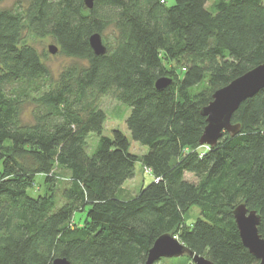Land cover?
I'll return each mask as SVG.
<instances>
[{
    "label": "trees",
    "instance_id": "obj_1",
    "mask_svg": "<svg viewBox=\"0 0 264 264\" xmlns=\"http://www.w3.org/2000/svg\"><path fill=\"white\" fill-rule=\"evenodd\" d=\"M208 2L0 8V264H145L164 234L213 264H259L232 213L239 204L254 210L264 240V89L233 114L239 134L224 132L206 149L199 140L213 93L264 62V0ZM95 33L103 56L89 47ZM39 37L77 61L55 78L27 43ZM164 77L171 84L156 90ZM109 95L129 110L125 125L145 155H132L119 130L103 135ZM136 163L154 182L125 196ZM56 169L69 173L62 203L55 192L32 196L37 176L58 182ZM192 207L199 217L187 225Z\"/></svg>",
    "mask_w": 264,
    "mask_h": 264
},
{
    "label": "water",
    "instance_id": "obj_2",
    "mask_svg": "<svg viewBox=\"0 0 264 264\" xmlns=\"http://www.w3.org/2000/svg\"><path fill=\"white\" fill-rule=\"evenodd\" d=\"M97 0H83L88 9L93 8V2ZM89 47L95 56H103L107 49L102 37L95 33L89 38ZM51 55L58 53L55 45L48 46ZM171 84L169 78H160L155 82V89L162 90ZM264 89V62L242 75L227 86L213 93L209 104L201 109V115L206 119V127L200 137L199 144L206 147H214L227 132L231 137L239 134L240 125L232 124V116L238 107L247 99ZM235 220L239 238L248 253H251L259 264H264V240L258 234L260 224L259 215L254 210H249L244 204L236 206L232 213ZM187 255L193 264H213L209 259L192 253L185 245L181 244L173 234L161 235L154 241L147 255L145 264H153L161 258L172 259ZM52 264H70L64 258L54 259Z\"/></svg>",
    "mask_w": 264,
    "mask_h": 264
},
{
    "label": "rangeland",
    "instance_id": "obj_3",
    "mask_svg": "<svg viewBox=\"0 0 264 264\" xmlns=\"http://www.w3.org/2000/svg\"><path fill=\"white\" fill-rule=\"evenodd\" d=\"M166 2V7H172V5L175 4V0H164ZM213 2V0H209L207 3V6ZM27 5V0H0V8H8V9H14L16 6H22L25 8ZM27 43L31 44L36 51H38L39 54H41V59L45 63V65L48 67L49 71L53 74L55 78L58 77V75L61 73L64 67L74 63L77 60H72L68 57H66L63 54H60L59 52L50 55L48 52V46L56 45L54 39L50 37H39L36 39H27ZM100 106L105 112V115L107 116L105 123L103 124V135L106 137H111L113 130H119L121 133H123L124 136L127 137L130 150L129 152L132 155H136L137 157L143 156L147 153L148 148L145 146H140L138 143L132 140L128 130L127 126L125 125V120L127 116L129 115V110L121 103L116 102L110 95L102 98L100 102ZM30 108H26L23 121L28 122L30 121L29 117ZM96 142V141H95ZM94 142V143H95ZM95 145V144H94ZM204 149H206V146H203ZM94 149V148H92ZM135 174L133 179L128 180L124 183L123 186V195L125 196H136L138 194L139 190L142 188H145L147 185L154 182L153 176L149 173H144V169L141 167L139 163H136L134 166ZM56 178L58 182L53 183L51 185H47L44 183V178L37 176L36 177V186L33 189V192H31L32 196H35V194H49L54 193L56 196L57 204H61V196L59 195V190L62 189L65 185V180L68 179L69 173L65 172L61 169H56ZM185 178L189 182H195L196 179L192 177L191 175H185ZM57 191V192H56ZM190 212L185 216L184 222L187 225L193 224V221L199 217L200 211L196 207H192V209L189 210ZM76 220L84 218V213L81 214H75ZM189 257L187 255H183V257L179 258H172V259H166L162 258L161 261H159V264H193L191 261H189Z\"/></svg>",
    "mask_w": 264,
    "mask_h": 264
}]
</instances>
